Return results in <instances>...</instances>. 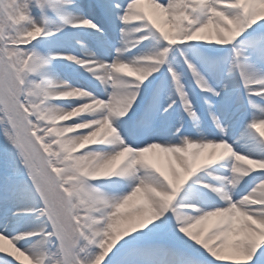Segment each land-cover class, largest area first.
Returning <instances> with one entry per match:
<instances>
[{"label":"snow or ice","instance_id":"1","mask_svg":"<svg viewBox=\"0 0 264 264\" xmlns=\"http://www.w3.org/2000/svg\"><path fill=\"white\" fill-rule=\"evenodd\" d=\"M0 264H264V0H0Z\"/></svg>","mask_w":264,"mask_h":264}]
</instances>
